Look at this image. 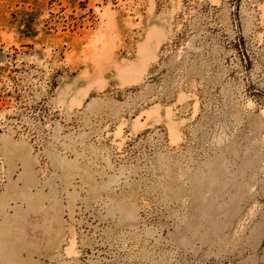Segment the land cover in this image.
Here are the masks:
<instances>
[{"label":"rangeland","instance_id":"obj_1","mask_svg":"<svg viewBox=\"0 0 264 264\" xmlns=\"http://www.w3.org/2000/svg\"><path fill=\"white\" fill-rule=\"evenodd\" d=\"M0 264H264V0H0Z\"/></svg>","mask_w":264,"mask_h":264}]
</instances>
